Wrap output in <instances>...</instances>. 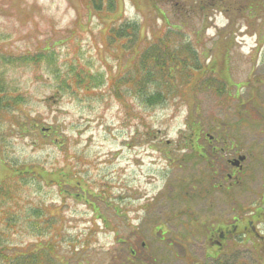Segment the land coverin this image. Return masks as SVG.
Here are the masks:
<instances>
[{"label": "rangeland", "instance_id": "374dc122", "mask_svg": "<svg viewBox=\"0 0 264 264\" xmlns=\"http://www.w3.org/2000/svg\"><path fill=\"white\" fill-rule=\"evenodd\" d=\"M112 1L114 11L96 13L82 0H0V98L21 99L16 107L0 112V185L7 183V176H18L13 167L30 171L20 173L12 195L0 200V214L6 216L0 225L6 236L2 242L12 249L13 260L32 253L36 257L51 247L56 263L121 264L130 257L131 247L139 249L122 241L139 230L138 242L148 244L155 257L162 256L165 247H174L180 252L175 255L178 261L165 263L187 264L184 254L196 260L204 257L210 225L219 219L232 222L243 212L242 204L254 203L261 191V0L249 5V12H221L211 6L194 11L191 19L174 17L178 10L172 5L187 7L195 0ZM234 1L237 8L244 2ZM153 5H160L171 24L180 28L170 27L171 33ZM134 23L143 38L140 49L167 35L174 49L190 45L181 58L190 60L196 77L185 93L156 74L145 79L154 84L144 88L150 95L163 91L160 104L146 105L145 98L133 93L130 81L137 72L130 64V49L136 44L130 39L109 41L108 34ZM35 54L41 57L34 64L1 63L4 56ZM72 66L95 89L93 94L65 91L61 78ZM30 118L36 123L28 128ZM47 128L51 130L44 132ZM194 147L208 156L212 152L213 162L201 158ZM238 153L247 157L248 188L225 181L232 171L228 161ZM69 190L72 193L66 194ZM62 194L67 200L62 201ZM82 200L96 203L99 211L93 213ZM141 253L125 264H153Z\"/></svg>", "mask_w": 264, "mask_h": 264}, {"label": "trees", "instance_id": "16d2710c", "mask_svg": "<svg viewBox=\"0 0 264 264\" xmlns=\"http://www.w3.org/2000/svg\"><path fill=\"white\" fill-rule=\"evenodd\" d=\"M85 5H87V8L90 10H93L96 13L103 12L104 9H107L108 11H114L115 5L112 0H108L107 5H104V0H82ZM158 2H165L167 0H154ZM257 1L259 0H244L245 3H242L239 8H237L238 5H235L234 0H195L194 4L187 5L185 7L184 5H172L176 7L178 10L177 12L173 13L174 17H181L183 19H191V16L194 15V11H201V10H207L211 6L219 9L221 12L227 11L228 8H232L234 11L242 12L245 8L248 9L249 5H257ZM170 2V0H169ZM262 5H264V0H261ZM153 8L158 11L159 16L161 19L165 20V24H167V27L169 28L170 32L173 33V30L170 27L174 28H180L174 26L175 24H171V18L169 17L168 13L160 8V5H153ZM161 10V13H160ZM230 10V9H228ZM225 11V12H226ZM180 12V13H179ZM263 14V13H262ZM175 21V19L173 18ZM168 22V23H166ZM110 30V29H109ZM139 25L138 24H127L122 27H117L116 29H113L109 32L108 37L109 41H119L122 39H130L136 46H132L130 51L131 53V60L130 64L132 65V69L134 72H137L136 76L132 78L130 81V84L133 88V93H135L137 96H141L144 99V103L149 106H154L157 104H160L164 97V92H159V90L156 89V93L151 94L146 91V88H144L145 85H153L154 83L149 81L146 82L145 79L150 80L153 79L155 74L158 76H162L167 80V84L169 86H178L177 88L180 90L181 93H185L187 89L190 88V85L193 84L194 79L196 77L195 71L191 69L188 65L190 64V60L182 59L181 57L186 54V50L189 48V44L184 46L181 50H179L177 47L174 49L171 43L172 39L168 38V35L165 37V39L161 38L159 42L153 41L150 43L148 47H144V49L139 48V44L141 47L143 38L141 34L138 33ZM142 40V41H141ZM167 40V41H166ZM193 52L196 53V51L193 50ZM33 56H25L20 58L19 62L22 63H29V62H35L37 63L39 57L41 55ZM9 60L4 58V65L6 66L7 61H11L12 58H8ZM72 63V62H71ZM70 63V64H71ZM183 65V66H181ZM76 66H72L69 68V73L66 77L61 78V83L63 85V88L65 91H69L74 96L77 95V92L81 93L83 91L92 93L95 89L90 88V84L88 83V80L84 81V75L81 73H78L80 70L74 69ZM81 69H84L83 67H80ZM201 68H198V71L201 72ZM4 72L0 68V75L2 76ZM76 73V74H75ZM86 73V72H84ZM177 74H179V78L181 81H177ZM188 78V79H185ZM58 78H60V74H58ZM70 79L73 80L72 83H70ZM63 80V82H62ZM116 85V84H114ZM126 85V84H125ZM163 85V84H162ZM2 86L0 84V93H2ZM117 88L119 86L117 85ZM128 88V87H126ZM116 96L119 100H123V96L120 94V91ZM93 94V93H92ZM17 98L19 97H13L12 100L3 101L0 98V112L2 110H10L17 105L21 103V99L17 101ZM7 110V111H8ZM6 112V111H5ZM4 112V113H5ZM36 123V120H29V123L27 124V127L30 128L34 126ZM13 126H16L13 124ZM22 130H24L23 125H20ZM12 128V127H11ZM24 169H20L17 171L18 176L14 178H9L7 175V180L1 187H0V200L7 199L8 196H11L13 193V189L16 188V181L19 178L20 173L24 174L22 171ZM6 179V178H5ZM48 181H51L48 179ZM57 185L59 187H62L63 185L60 182H57ZM72 189H75L74 186H70ZM72 192L66 191V194H71ZM87 194H90V200L92 199L91 194L88 191H86ZM80 196V195H79ZM81 197V196H80ZM65 198V197H64ZM82 199V198H81ZM89 200V199H88ZM2 203H0L1 205ZM6 218L5 215L0 214V225L2 223V220ZM61 226V224H60ZM3 231L0 230V264H58L56 261L58 260L57 257L55 258V251L54 249L50 248H44L39 251L41 254H36V257H33V253L28 256L21 257L19 256L16 260H13L11 256H9V249H11L8 244L2 242L6 240L5 234L3 235ZM44 244V243H43ZM47 245V243H46ZM41 249V248H40ZM12 250V249H11ZM16 252V250H14ZM40 255V256H39ZM38 260V261H37Z\"/></svg>", "mask_w": 264, "mask_h": 264}, {"label": "flooded vegetation", "instance_id": "af4514ba", "mask_svg": "<svg viewBox=\"0 0 264 264\" xmlns=\"http://www.w3.org/2000/svg\"><path fill=\"white\" fill-rule=\"evenodd\" d=\"M245 161L234 163V174H229L225 181L233 180L244 187ZM242 207L243 212L236 213L232 222L219 219L216 225H210L204 238V257L196 260L188 253L187 264H264V181L254 203Z\"/></svg>", "mask_w": 264, "mask_h": 264}]
</instances>
